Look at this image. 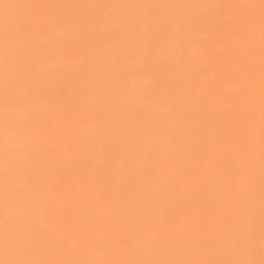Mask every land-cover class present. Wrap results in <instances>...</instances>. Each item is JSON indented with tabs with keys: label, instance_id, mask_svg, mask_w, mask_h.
Returning <instances> with one entry per match:
<instances>
[{
	"label": "snow or ice",
	"instance_id": "1",
	"mask_svg": "<svg viewBox=\"0 0 264 264\" xmlns=\"http://www.w3.org/2000/svg\"><path fill=\"white\" fill-rule=\"evenodd\" d=\"M0 9V264H264V0ZM76 50L96 90L79 124L42 87L44 61ZM144 68L178 78L138 95L127 80ZM121 98L155 111L85 136ZM178 123L190 135L163 152Z\"/></svg>",
	"mask_w": 264,
	"mask_h": 264
},
{
	"label": "bare ground",
	"instance_id": "2",
	"mask_svg": "<svg viewBox=\"0 0 264 264\" xmlns=\"http://www.w3.org/2000/svg\"><path fill=\"white\" fill-rule=\"evenodd\" d=\"M144 1V0H143ZM148 1V0H147ZM146 1V2H147ZM230 0H214L218 3H226ZM248 3L254 2L259 3V0H233L231 3ZM8 2H21V3H33V2H43V3H67V4H85V3H105V4H118V3H142V0H8ZM145 2V1H144ZM152 2V1H148ZM154 2V0H153ZM213 2V0H157L154 3H206ZM229 3V2H227ZM3 20V10L0 9V28H2ZM0 47H2V39H0ZM142 57V53L137 54L133 59L135 62L139 61ZM146 69V68H145ZM147 70V71H146ZM145 73H140L138 70L129 73L127 84L128 86H135L137 89V94H141L142 85L145 81L152 82L156 85H164L165 87L174 83L178 78L175 71H169L167 74L157 73L155 70L147 68ZM85 75L87 79H85ZM189 71H184L182 76L187 81ZM204 75V73H200ZM165 81L167 83H165ZM151 85H144V87H150ZM42 87L45 94L61 108L67 105V110L62 112V116L69 122H76L79 124V110L82 103H89L96 98V90L93 86V76L92 73L87 69V67L82 68L79 59V50H76L75 54L65 60L61 55L55 57H50L44 61V75L42 80ZM85 89H87V96H85ZM183 97L180 93L177 94V99L174 107L177 111L182 112L185 117L191 116V108L187 102H181ZM155 103L161 102V96H156L154 98ZM118 103L122 105V110L119 112H107L103 120L102 125H97L94 122H89L85 128V136H93L97 139L107 138L105 130L108 129L111 134H118V130L115 129L114 121L121 122L123 126V117L128 115L130 112L142 111L148 117L151 113L155 111V103L153 105H139L135 103H130L128 100L121 98ZM91 111L95 112L99 110V106H92ZM194 123L197 127L203 125V121H198L193 117ZM173 121L169 119L168 121H161V124H171ZM147 129L149 120L141 121ZM190 132L186 130L181 124H177V127L170 128L168 130L169 140H165L162 144V151L167 152L170 150V146H175L180 148L184 143ZM131 139V136L129 137ZM130 150L129 143L124 142L120 145L119 155L121 158L126 159V153ZM87 155L86 150L83 153ZM138 163L143 164L144 158L138 155ZM119 162H116L118 167ZM163 161H161L159 167H164ZM258 179V177H257ZM113 194L127 198L130 193L128 192L126 186L123 182H114L113 184ZM0 219H2V208H0ZM0 258H3L2 253H0Z\"/></svg>",
	"mask_w": 264,
	"mask_h": 264
},
{
	"label": "rangeland",
	"instance_id": "3",
	"mask_svg": "<svg viewBox=\"0 0 264 264\" xmlns=\"http://www.w3.org/2000/svg\"><path fill=\"white\" fill-rule=\"evenodd\" d=\"M103 1V0H102ZM105 1V0H104ZM145 2L147 1V0H144ZM143 0H142V3H145ZM148 1H152L153 2V0H148ZM147 1V2H148ZM157 0H154V2H156ZM224 1H226V0H224ZM231 1L233 2V0H230V1H227V2H229V3H231ZM153 2V3H154ZM226 2V3H227ZM235 2V1H234ZM225 3V2H224ZM236 3V2H235ZM140 62V60L139 61H137L136 63H139ZM147 69V68H146ZM145 68L144 69H140V70H138L140 73H145L147 70H146ZM146 70V71H145Z\"/></svg>",
	"mask_w": 264,
	"mask_h": 264
}]
</instances>
